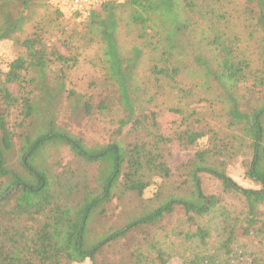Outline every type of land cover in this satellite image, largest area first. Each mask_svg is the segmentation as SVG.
Here are the masks:
<instances>
[{
	"label": "trees",
	"instance_id": "obj_1",
	"mask_svg": "<svg viewBox=\"0 0 264 264\" xmlns=\"http://www.w3.org/2000/svg\"><path fill=\"white\" fill-rule=\"evenodd\" d=\"M82 38L101 44L103 71L82 113L118 124L91 150L33 134L39 85L47 70L68 80ZM6 39L19 51L0 73V264H264V0H109L83 19L50 0H0ZM170 94L208 112L165 132L155 107ZM175 146L193 154L172 168ZM239 161L256 186L229 174ZM123 193L136 217L101 233Z\"/></svg>",
	"mask_w": 264,
	"mask_h": 264
},
{
	"label": "rangeland",
	"instance_id": "obj_2",
	"mask_svg": "<svg viewBox=\"0 0 264 264\" xmlns=\"http://www.w3.org/2000/svg\"><path fill=\"white\" fill-rule=\"evenodd\" d=\"M52 3V1L50 0ZM78 25V30L82 29V25ZM73 23H69V27ZM79 45L80 59L77 66L69 73L68 80L65 83L54 82L53 74L47 70V76L44 85H39L35 100L36 111L34 115V136L44 135L49 132L65 133L74 138H81L86 142L90 150L94 145H103L111 143L114 140V133L118 129V124L115 122V114L111 112L103 114H95L86 116L82 113V105L80 102V94H93L98 96L103 85V71L101 64L102 47L100 43H89L85 38L76 39ZM19 48L15 45L14 39H6L0 41V73L8 68L9 62L18 54ZM71 91L77 93L70 95ZM198 97H190L187 100H182L178 95L172 94L162 96L158 101L161 103L155 107L158 111L159 126L165 131H173L176 129L183 117V114L192 109L201 112H208L209 104L206 101H196ZM116 115H119L118 113ZM46 147H42L33 157L35 158L40 151L44 152ZM20 151L13 150L14 165H21L17 157ZM64 157L63 165L71 161L73 154L69 146H64L61 151ZM193 154L192 150H182L177 146L173 149L170 166H175ZM63 170L60 167L59 172ZM79 170V169H78ZM246 165L243 162H237L229 167V174L243 186H256V184L245 176ZM88 168L80 169V173L87 172ZM93 179V178H92ZM92 182V180H90ZM84 182V181H83ZM82 182V183H83ZM159 180L148 187L144 192L145 196L154 195ZM87 184V182H86ZM93 186L96 184L93 183ZM112 195H116L113 194ZM119 195H127L124 200L114 199L112 205L114 212L106 220L107 223L100 227L101 233H108L111 229L121 227L136 217V209L131 206L133 201L128 195L131 193H123ZM105 233V234H106ZM105 234L97 233L92 242L95 243ZM82 264H91L86 261ZM168 264H184L180 256H173Z\"/></svg>",
	"mask_w": 264,
	"mask_h": 264
},
{
	"label": "built area",
	"instance_id": "obj_3",
	"mask_svg": "<svg viewBox=\"0 0 264 264\" xmlns=\"http://www.w3.org/2000/svg\"><path fill=\"white\" fill-rule=\"evenodd\" d=\"M52 3L67 15H76L78 19L88 18L99 12L102 5L109 0H51ZM124 1V0H117Z\"/></svg>",
	"mask_w": 264,
	"mask_h": 264
}]
</instances>
